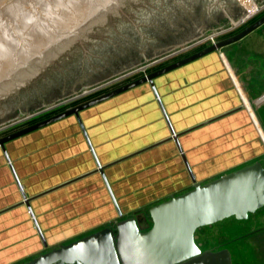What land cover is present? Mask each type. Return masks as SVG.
Listing matches in <instances>:
<instances>
[{"label":"crops","instance_id":"obj_1","mask_svg":"<svg viewBox=\"0 0 264 264\" xmlns=\"http://www.w3.org/2000/svg\"><path fill=\"white\" fill-rule=\"evenodd\" d=\"M238 43L231 58L224 48L153 79L156 97L145 83L80 112L85 136L70 116L5 143L0 264L109 227L116 209L143 229L147 210L190 189V176L203 184L262 165L264 114L249 100L264 86V25ZM233 223L219 246L236 245V264H245L237 241L264 232V207Z\"/></svg>","mask_w":264,"mask_h":264},{"label":"water","instance_id":"obj_2","mask_svg":"<svg viewBox=\"0 0 264 264\" xmlns=\"http://www.w3.org/2000/svg\"><path fill=\"white\" fill-rule=\"evenodd\" d=\"M263 1L254 0L253 8L249 0H0V124L230 24L221 5L236 21L260 12ZM263 25L264 13L213 45L6 133L0 150L7 160L5 143L70 116L84 135L80 112L145 83L156 97L153 79L234 45ZM190 179V189L147 210L143 229L116 209L119 220L109 227L22 264H231L226 248L201 251L195 232L229 218L244 221L262 209L264 169L254 162L203 184Z\"/></svg>","mask_w":264,"mask_h":264},{"label":"rangeland","instance_id":"obj_3","mask_svg":"<svg viewBox=\"0 0 264 264\" xmlns=\"http://www.w3.org/2000/svg\"><path fill=\"white\" fill-rule=\"evenodd\" d=\"M260 4L264 5V1L262 3H260ZM223 9H225V8L223 7V5H221L220 6V10H223ZM263 13H264V7L262 8V10L260 12L255 13L253 16L249 17L244 22V24L247 23L249 19H252L255 15H257L255 17H258V16L262 15ZM226 19L228 20L229 23L234 22L231 18H229V19L226 18ZM228 25H226V26H228ZM242 25L237 26L236 28H234L232 30V32L230 33V35L233 34L235 31H237ZM225 50H229L230 58L232 56H234V53L237 52V50H235L233 46H229V47H227V49L225 48ZM191 51H193V50H191ZM191 51L183 53V54H180V55H176V56H174L172 58H169V59L170 60L179 59V57L181 58V56L183 57V55H185L187 53H190ZM171 52L166 53V54H164V55H162L160 57H157V58H155V59H153V60H151L149 62H146V63H144V64H142L140 66H137V67H135V68H133L131 70H128V71H126V72H124L122 74H119V75H117V76H115L113 78H110V79H108V80H106V81H104L102 83H99L97 85H94V86L90 87V88H95L96 87L97 88V92H95L93 95L83 99L82 101L84 102V100H86V99L89 100V98L91 99V97L92 98L96 97V96H98V95H100V94H102V93H104V92H106V91H108V90H110V89L122 84L124 81L127 82L129 80H132L134 78H137V77L143 75L139 71H136V72H134V73H132V74L126 76V77H122L124 74H126V73H128L130 71H134V70H136L138 68H142L145 65H147V64H149V63H151V62H153V61H155L157 59L165 57L166 55L170 54ZM159 62H161V61H158L156 63H159ZM161 64H163V63L161 62V63H159V64H157L155 66L150 65L149 66L150 68L148 67L146 69L145 74L148 73V72H151L152 70L155 69V67H157L158 65H161ZM252 69L254 70V67H252ZM252 69H251V71H252ZM252 72L254 73V71H252ZM118 78L119 79L121 78V79L118 80ZM90 88H87V89H90ZM254 90H255V93H253V95H251V99L249 100V104H250V106L254 107L253 110L256 113L258 112L260 114H262V113L264 114V86H256L254 88ZM78 93H75V94H78ZM75 94L70 95L68 97H65V98H63L61 100L53 102V103H51L49 105L41 107V108H39L37 110L29 112V113H27L25 115H22L20 117L15 118V119H12V120H10L8 122L0 124V135L9 133L11 131H14V130L22 128V127H25V126L31 124L34 121H38V120L43 119V118H45V117H47V116H49L51 114L56 113L58 110H61V109L63 110V109L69 108L67 106L78 104V102H74L72 104H66L65 106L62 105V106H60L58 108L57 107L52 108L54 105L60 104L61 102L70 99ZM27 116H30V117L27 118ZM24 118H27V119H24ZM11 124H13V125H11ZM263 165H264V163H263ZM233 225H234L233 219L229 218V219L223 220L222 222L214 224L212 226L200 228V229H198L195 232V235L197 236V241L196 242L197 243H201V249L202 250H213V249H214V251L219 250L217 248L221 247V246H219V244H220L221 240L223 239L221 237L224 236V234H226L228 240H230V235H229L230 232L228 230H231ZM248 227L246 229H248ZM251 238L252 239L248 238L243 243H242V240H240L239 242L237 241V245L246 253V256L244 258L245 264H264V232L261 233V234H256V235L252 236ZM226 247H227V249L229 248L228 250L230 251V255L232 256L233 264L238 263L237 256L234 255V247H237V246L236 245L232 246V244H229V245H226ZM221 248H224V247H221Z\"/></svg>","mask_w":264,"mask_h":264},{"label":"built area","instance_id":"obj_4","mask_svg":"<svg viewBox=\"0 0 264 264\" xmlns=\"http://www.w3.org/2000/svg\"><path fill=\"white\" fill-rule=\"evenodd\" d=\"M263 5V4H262ZM248 18H246V19H243V17H241L239 20H236V21H234V22H232V23H230L228 26H225V27H222V28H220V29H218V30H216V31H214V32H212V33H210V34H208V35H206V36H204V37H202V38H200V39H198V40H195V41H193V42H191V43H189V44H187V45H184V46H182V47H180V48H178V49H175L174 51H172L170 54H168V55H166L165 57H163V58H160V59H157V60H155V61H153V62H151V63H149V64H147V65H145L144 67H142V68H138V69H136V70H134V71H130V72H128V73H126V74H128V75H130V74H132V73H134V72H136V71H139L140 73H142L143 75L145 74V71H146V69L150 66V65H154L156 62H158V61H162V60H166V59H168V58H172V57H174V56H176V55H180V54H183V53H186V52H189V51H191V50H197V49H201V48H203V47H205V46H208V45H213L215 42H217L218 40H220V39H222V38H224V37H226V36H228V34H230L231 32H232V30L234 29V28H236L237 26H240V25H244V22L247 20ZM242 25V26H243ZM126 74H124L122 77H126L127 75ZM121 79V78H120ZM119 78H118V80H120ZM117 80V81H118ZM95 92H97V88L95 87V88H90V89H85V90H82V91H80L78 94H75L73 97H71L70 99H68V100H65V101H63V102H61L60 104H57V105H54L52 108H55V107H60V106H62V105H66V104H72V103H74V102H78V104H79V102L80 103H82L83 101V99H85V98H87V97H89V96H91V95H93ZM92 98V97H91ZM90 99V98H89ZM86 100H88V99H86ZM86 100H84V101H86ZM82 101V102H81ZM75 105H77V104H75ZM72 106H74V105H70V106H67V107H72ZM31 116V115H30ZM30 116H27V118L28 117H30ZM27 118H24V119H27ZM11 125H13V124H11Z\"/></svg>","mask_w":264,"mask_h":264},{"label":"flooded vegetation","instance_id":"obj_5","mask_svg":"<svg viewBox=\"0 0 264 264\" xmlns=\"http://www.w3.org/2000/svg\"><path fill=\"white\" fill-rule=\"evenodd\" d=\"M261 166H262V167H263V169H264V165H263V163H262V165H261ZM235 221H236V220H235ZM195 236H196V235H195ZM196 241H197V236H196L195 243H196V244H199V246H200L199 248H200V250L202 251V249H201V243H197ZM217 249H222V248H221V247H219V248H217ZM213 250H214V249H213Z\"/></svg>","mask_w":264,"mask_h":264},{"label":"bare ground","instance_id":"obj_6","mask_svg":"<svg viewBox=\"0 0 264 264\" xmlns=\"http://www.w3.org/2000/svg\"><path fill=\"white\" fill-rule=\"evenodd\" d=\"M255 6H254V4H253V8H254ZM253 8L251 9V11H249V12H247L246 14H251L252 13V11H253Z\"/></svg>","mask_w":264,"mask_h":264},{"label":"trees","instance_id":"obj_7","mask_svg":"<svg viewBox=\"0 0 264 264\" xmlns=\"http://www.w3.org/2000/svg\"><path fill=\"white\" fill-rule=\"evenodd\" d=\"M255 16H257V15H255ZM255 16H254L252 19H249V20L252 21L253 19L256 18ZM249 20H248V22H250ZM248 22H247V23H248ZM247 23H246V24H247ZM228 35H230V34H228ZM194 51H195V50H194ZM190 53H191V52H190Z\"/></svg>","mask_w":264,"mask_h":264}]
</instances>
